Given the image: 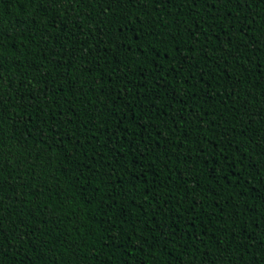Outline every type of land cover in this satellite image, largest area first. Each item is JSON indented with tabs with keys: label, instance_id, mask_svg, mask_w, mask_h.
<instances>
[{
	"label": "trees",
	"instance_id": "trees-1",
	"mask_svg": "<svg viewBox=\"0 0 264 264\" xmlns=\"http://www.w3.org/2000/svg\"><path fill=\"white\" fill-rule=\"evenodd\" d=\"M47 5L0 0V261L264 264V3Z\"/></svg>",
	"mask_w": 264,
	"mask_h": 264
},
{
	"label": "snow or ice",
	"instance_id": "snow-or-ice-1",
	"mask_svg": "<svg viewBox=\"0 0 264 264\" xmlns=\"http://www.w3.org/2000/svg\"><path fill=\"white\" fill-rule=\"evenodd\" d=\"M24 0H20V3H23ZM61 2V0H48V5L47 7H51V5L53 3L59 4ZM120 3H125L126 0H119ZM127 2H133L134 0H127ZM138 2L143 3L144 0H138ZM165 3H171L172 0H164ZM237 2L242 6L244 0H237ZM262 3H264V0H261ZM192 5L193 7H199V0H192ZM47 7L44 8V11L47 10ZM105 15H107V13H105ZM0 79H2V77H0ZM0 227H2V225H0ZM250 247H255V245H251ZM0 264H3L2 261H0ZM245 264H247V262H245ZM253 264H258V262H256L255 258H253Z\"/></svg>",
	"mask_w": 264,
	"mask_h": 264
}]
</instances>
